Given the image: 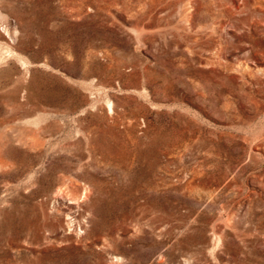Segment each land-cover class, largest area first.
Returning <instances> with one entry per match:
<instances>
[{"label": "rangeland", "instance_id": "obj_1", "mask_svg": "<svg viewBox=\"0 0 264 264\" xmlns=\"http://www.w3.org/2000/svg\"><path fill=\"white\" fill-rule=\"evenodd\" d=\"M0 264H264V0H0Z\"/></svg>", "mask_w": 264, "mask_h": 264}, {"label": "bare ground", "instance_id": "obj_2", "mask_svg": "<svg viewBox=\"0 0 264 264\" xmlns=\"http://www.w3.org/2000/svg\"><path fill=\"white\" fill-rule=\"evenodd\" d=\"M8 24V23H7ZM9 31V30H8ZM15 32V31H14ZM70 216H68V218H69ZM71 218V217H70ZM68 222H71V224H72V222H73V219L71 220V221H68ZM76 223H77V225L79 224L78 223V220L76 221Z\"/></svg>", "mask_w": 264, "mask_h": 264}]
</instances>
